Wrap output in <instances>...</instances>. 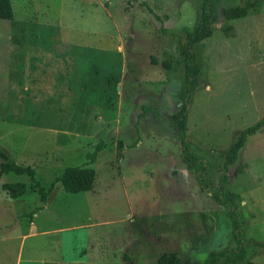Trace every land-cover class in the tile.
<instances>
[{"label":"rangeland","instance_id":"obj_1","mask_svg":"<svg viewBox=\"0 0 264 264\" xmlns=\"http://www.w3.org/2000/svg\"><path fill=\"white\" fill-rule=\"evenodd\" d=\"M11 1L15 24L0 19V146L34 168L46 202L28 175L0 176V264H156L165 251L202 264L234 246L227 210L200 188L169 122L203 0ZM214 5L211 35L195 45L186 140L218 185L230 145L264 116V0ZM231 6L245 14L226 20ZM67 166L94 168L93 189L65 192L55 178ZM227 175L225 190L254 214L246 258L264 264V129ZM14 183L25 184L17 197L4 187Z\"/></svg>","mask_w":264,"mask_h":264},{"label":"trees","instance_id":"obj_2","mask_svg":"<svg viewBox=\"0 0 264 264\" xmlns=\"http://www.w3.org/2000/svg\"><path fill=\"white\" fill-rule=\"evenodd\" d=\"M245 14V9L240 6H231L222 10V15L226 20H232ZM0 19H5L11 24H15L14 11L11 0H0ZM216 19L214 0H203L200 10V18L197 24L190 30L185 31L186 41L182 45L184 56V77L188 84V89L184 94L181 107L172 114L169 122L174 129L176 138L180 145V156L187 168L194 171L195 178L203 191L211 194V197L223 206L232 222V233L235 241L234 246L207 253L202 264H257L247 260L246 249V214L253 218L254 214L248 212L239 193L225 190L227 183V171L230 166L238 160L240 149L244 146L248 136L255 134L259 129H264V116L243 129L237 140L233 142L224 159V172L221 174L219 184L215 185L206 178L211 163L205 157L191 151L186 140L187 122L189 107L193 93L200 87L199 78L201 76V66L197 60L195 45L208 38L212 32V26ZM228 30V28H225ZM106 146L105 142H98L94 150L89 153L90 160H95V154ZM0 176L9 172L15 174H26L34 180L38 186V193L41 200L46 202V192L43 186L35 178V170L30 166L18 164L10 158L8 153L0 146ZM241 165L236 167V173L241 170ZM96 179V171L92 167L67 166L56 176L55 181L60 182L62 188L67 193H79L92 190ZM12 197H17L25 192L24 183H14L4 185ZM260 247H264V241L257 242ZM156 264H192L188 259L184 261L177 252L165 251L159 255Z\"/></svg>","mask_w":264,"mask_h":264}]
</instances>
